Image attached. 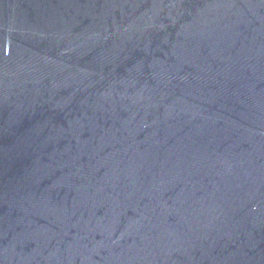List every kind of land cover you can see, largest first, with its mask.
I'll list each match as a JSON object with an SVG mask.
<instances>
[{
  "label": "water",
  "instance_id": "95a60500",
  "mask_svg": "<svg viewBox=\"0 0 264 264\" xmlns=\"http://www.w3.org/2000/svg\"><path fill=\"white\" fill-rule=\"evenodd\" d=\"M0 264H264V0H0Z\"/></svg>",
  "mask_w": 264,
  "mask_h": 264
}]
</instances>
